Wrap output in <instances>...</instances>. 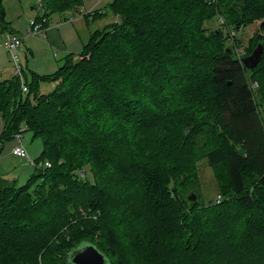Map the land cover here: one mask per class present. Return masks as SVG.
<instances>
[{
	"label": "trees",
	"instance_id": "1",
	"mask_svg": "<svg viewBox=\"0 0 264 264\" xmlns=\"http://www.w3.org/2000/svg\"><path fill=\"white\" fill-rule=\"evenodd\" d=\"M81 3L47 0L45 26L53 13L75 11ZM107 7L120 22L91 32L82 52L67 54L55 73L30 72L25 92L17 75L0 80V144L21 124L42 140L34 164L42 163L24 183L0 175V231L12 238L0 236V261L70 264L71 251L88 242L108 264H264L256 247L264 244V232L255 241L246 236L249 225L264 223V53L248 70L236 52L238 38L228 43L219 28L203 27L215 16L223 17L226 29L260 23L264 0H112ZM8 29L0 0L1 34ZM257 35L264 46L259 25ZM183 74L196 78L181 91ZM169 76L175 77L170 85ZM41 81L56 84L43 93ZM163 90L169 96L164 101ZM124 119L132 121L126 129ZM199 138L204 142L197 153ZM203 158L221 196L207 207L218 214L187 206L169 186L176 175L179 185L199 183L196 160ZM221 166L226 182L217 176ZM128 183L136 188L125 189ZM130 193L146 199L127 212ZM119 196L111 214L101 201ZM97 209L98 220L83 214ZM157 211L165 222L151 221ZM208 222L216 228L203 227ZM238 223L248 231L238 234ZM114 224L128 232L125 240Z\"/></svg>",
	"mask_w": 264,
	"mask_h": 264
},
{
	"label": "rangeland",
	"instance_id": "2",
	"mask_svg": "<svg viewBox=\"0 0 264 264\" xmlns=\"http://www.w3.org/2000/svg\"><path fill=\"white\" fill-rule=\"evenodd\" d=\"M111 1L112 0H82L81 5H79L76 9V11H81V12L65 11V12L53 13L50 16V20L48 21V23L58 25L57 22H58V20L61 19L59 21V22H61V23H59V25H64L61 32H62V34H64V38L68 44V51L63 52L59 49L50 47L49 52H47V47L45 45V43L47 41L44 39L45 33L42 32L41 34L33 35V34H30L28 32V29L30 28V20L33 19L37 15V10L34 6V0H28V2L26 0H22V2H21V0H3V6H4V10H5V20L7 22H10L9 29L13 28L12 33L19 34L23 39L22 40V48L18 51L20 62L21 63L25 62L23 54L25 53L24 50L26 49V47L33 51V55H30L26 60V63H27L26 78L27 79L25 77H23L24 81L25 80H27V82L30 81V72H34V73H36L38 75H42V76L55 73L56 70L58 69V66H60L64 63V59H65L67 54L72 53L73 56L76 58L77 55L82 52V50H83V43L82 42H84V41L86 42L91 33L90 34H88V32L83 33V35L81 36V39L84 38V41H82L80 39V37L78 36V34L76 33V29H77L76 27L82 28L83 30H86V27H88V26L92 27L93 29H95V28L96 29H103L109 23L120 22L119 16L114 15L112 10L107 7ZM31 7H33V8H31ZM129 9H131V7ZM70 15H73L75 17V20L73 22H69L66 20V18L69 17ZM64 17H65V19H64ZM44 18L47 20V17L45 16V14H44ZM93 19H94V21H92ZM38 21L40 22V20H38ZM78 22L81 23V25H79ZM224 22L225 21H224L223 17L215 16L214 18L210 19L209 21H206L205 23H203V27L208 28L209 30H215L216 28H219L226 35L228 43L229 42L231 43L233 38H234V42H236V38H238V45L239 46L237 47L236 52H237L239 58L241 56H244V55L246 56V55L250 54L252 52V49L256 46V44L259 41L258 40L259 37L257 35V28H258L259 23L256 22L252 26H241V27L236 28V29H234L231 26L232 29L231 28L226 29ZM91 32H93V31H91ZM0 33H1V31H0ZM2 42H3V40L1 39V36H0V69L3 68V72L6 73V76H4V77L6 78L9 76V73L12 70L13 63L11 62L8 53L6 52L4 47L2 46ZM174 74L175 73H173V75ZM192 75L183 74V76H184L183 80H182L183 86L181 87V91H183L187 87L193 86L192 80H193V78H196V77H193ZM173 78L175 79L174 76L167 77V79H166L167 84H169V85L172 84ZM55 84H56V82L41 81L39 83V91L43 92V93L49 92L55 87ZM141 85H144V84H141ZM169 89L170 88H168L167 90H169ZM167 90L166 91L163 90L160 92V96H161L163 101L167 100L169 97V96H166V95H168L166 93ZM144 91H145V87H144ZM177 92L178 91L176 90L175 94ZM173 95L174 94H171L170 96H173ZM126 99L129 101L128 96L124 97L123 101ZM155 108H156V110L157 109L159 110V107L157 105H155ZM152 120L153 119H150V121H152ZM131 122L132 121L130 119H124L123 120L124 129H126V127H130L131 126L130 124H132ZM4 124H5L4 119L2 117V114H0V135H1V132L3 130ZM20 127H26V126L24 124H21ZM218 140H216V143L218 142ZM203 142H204V138H199L197 145H195V147H194V148H196L197 153H200V146H201V143H203ZM19 143L20 142L17 138H12V139H7V140L3 141V143L0 144V175H2L4 178H7L9 180L15 178L16 184L24 183L26 181V179L32 173H34L35 166L40 167V165L42 163V162H39L38 164L35 165L34 163H30L27 158H22V157L14 155L12 153V149L15 145H17ZM21 143L25 146L27 153L29 155V158L31 160H35L38 157H40L41 151H42V140L39 137L34 138L33 133L30 130L23 131L22 137H21ZM232 145H233L232 143L227 141L228 149H232ZM110 152H113V151L110 150ZM120 153L123 154L124 152L121 151ZM113 158L115 159L116 155L114 153H111L110 159H113ZM196 168L198 170V173L197 172L196 173L199 177V183H198V181H196L192 186H187V185L185 186L183 184L179 185L176 178H181V177L176 175L175 179H173V178L171 179L169 186H176V188L178 189L179 198L183 199V201L185 202V204L187 206L190 204H193V205H195V207H197V209L206 210L207 212H213L215 214H218V211L210 210L207 207V204L210 200L215 199L214 200L215 203H219L221 201V199L219 202L216 201L217 195H219V194H217V190H218L217 181H216V178L214 176L213 169L211 168V166L208 165L205 158L196 160ZM104 170L107 172L110 171L109 166L108 167L105 166ZM104 170L102 171V173L105 172ZM189 170L191 171V168ZM80 172L85 173L83 170ZM120 174H121V170H119L118 175H120ZM188 174H189L191 179L196 178L194 172H189ZM86 175H87V173H85V176ZM183 176H184V174H183ZM217 176L219 177V180H221V182H226L224 167L221 166V167L217 168ZM114 180L116 181L117 179H114ZM117 181L120 183L119 180H117ZM126 181H127V179H126ZM129 187H130V189L136 188L135 186H131V184L128 183L125 186V189H129ZM225 191L227 193H229V188H226ZM125 192H127V191L125 190ZM119 193L120 192L118 191V194ZM121 193H123V191H121ZM190 195H194L195 198L190 199L189 198ZM99 197H97V198H99ZM97 198L96 197H90V199H97ZM110 199H112V197ZM121 199H122L121 196H119V199L114 201V202H112L113 199L112 200L108 199L107 201H105L103 199L101 201V203H103V205H105L107 208H111L109 210V212L111 214H114V208H115L114 206H118V207L120 206L119 204H116L115 202H119ZM143 199H146L145 196H143V194L142 195L141 194H134L133 195L132 193H130L129 196L125 197V199H124V201L125 200L129 201V203L127 204L126 211L128 212L129 208L133 207L134 205H136V202L142 201ZM113 203H115V204H113ZM161 208H162V206H161ZM123 209L125 210V208L122 206V210ZM191 209L194 210L195 208H191ZM191 209H189V211H191ZM124 210L122 212L125 214ZM100 213H101L100 209H97L96 211L87 210V211L83 212V214L85 216L86 215L91 216L93 218V219L91 218L93 221L96 220L97 218L99 219ZM253 214L254 215L257 214L256 217L262 216V212H258V211L257 212L254 211ZM150 215L152 218L151 221H153V222H157V221L158 222H165L166 221V220L164 221L161 219L162 216L160 215L159 211H157L155 213L152 212ZM168 218L171 219L170 216H168ZM181 220H183V219H181L179 217L177 218L178 223L179 222L181 223L182 222ZM34 221H35V219H33L31 222H34ZM214 223L215 222H211V223L208 222L203 227H207L206 228L207 230L208 229L213 230L216 228ZM260 224H257L254 222L251 226L249 225L251 231H249L250 233L248 235L246 234L248 240H251V241L254 240L255 241L259 236L262 235V233L264 232V226H263L264 223L262 222ZM236 226H237L238 234H239L240 229L248 231V228L245 226V224L238 223ZM114 227H115L116 231H118V233H120L119 235H117L118 238L120 240H123L121 238V236H122L121 233H122L124 236V240H125V235L127 236L128 232L124 228L122 229V231H120V226H117L115 224H114ZM207 230H205V231H207ZM1 233H2V231H0L1 237H4V234H6L5 231H3L2 234ZM258 233H259V236H257ZM22 237H24V236H22ZM86 237H88V236H86ZM24 238L27 239L26 237H24ZM24 238L17 237L15 239L18 240V242H21V240H23ZM89 238H91L93 241H96V242L99 241L98 235H93ZM4 239H12V238H11V236H7V237H4ZM192 243H193V241L189 242V245ZM127 245L129 246V242ZM256 247L258 249H260V251L264 255V244L257 242ZM250 251H253V250L251 249ZM248 253H249V250H248ZM40 255H41V253L39 254V256ZM260 256L262 257V254H260ZM263 258H264V256H263ZM107 259H108V257H107ZM3 260H6V259H3ZM6 262L0 261V264H5ZM55 264H59V262L55 261Z\"/></svg>",
	"mask_w": 264,
	"mask_h": 264
},
{
	"label": "built area",
	"instance_id": "3",
	"mask_svg": "<svg viewBox=\"0 0 264 264\" xmlns=\"http://www.w3.org/2000/svg\"><path fill=\"white\" fill-rule=\"evenodd\" d=\"M47 0H34V6L37 10V15L30 20V28L28 29V32L33 35L41 34L42 32H45V18H44V9L46 6ZM81 12V11H79ZM74 16L70 15L66 18L67 21L71 22L73 21ZM40 20V22L38 21ZM3 42L2 46L7 51L11 62L13 63V74L19 76L20 78V85H21V91L25 92L27 90L26 83L24 81L22 70L24 66L19 60L18 51L22 48V37L19 34H15L12 32H5L3 34ZM250 87L252 89L257 87V83L253 82ZM26 130V127H20L19 131L14 134V138H17L19 140V144L15 145L12 149V153L16 156L27 158L30 163H34V160H31L29 158V155L27 153V150L25 146L21 143V137L23 131ZM45 166H49V162H44ZM81 176H84L83 172H80ZM221 199L220 195H217L216 201L219 202Z\"/></svg>",
	"mask_w": 264,
	"mask_h": 264
},
{
	"label": "water",
	"instance_id": "4",
	"mask_svg": "<svg viewBox=\"0 0 264 264\" xmlns=\"http://www.w3.org/2000/svg\"><path fill=\"white\" fill-rule=\"evenodd\" d=\"M259 27L264 30V20L259 23ZM229 52H230V48ZM264 53V46L258 43L252 52L246 56L240 58L241 63L245 68H254ZM243 153V149L239 150ZM190 199H194V195L189 196ZM70 264H108L106 255L98 250L93 244L84 242L81 243L76 249L71 251L69 255Z\"/></svg>",
	"mask_w": 264,
	"mask_h": 264
},
{
	"label": "crops",
	"instance_id": "5",
	"mask_svg": "<svg viewBox=\"0 0 264 264\" xmlns=\"http://www.w3.org/2000/svg\"><path fill=\"white\" fill-rule=\"evenodd\" d=\"M26 1L28 2V0H26ZM21 2H22V0H21ZM31 8H33V7H31ZM73 12H79V11H76L75 10ZM64 19H65V17H64ZM94 19L92 21H94ZM49 20H50V17H49ZM60 20H58V22H57L58 25L49 24L48 22L46 24V27H45L46 30L44 32L45 33L44 39L47 41V42L45 41L46 42L45 45L47 47V52H49L50 47L51 48L53 47V48L59 49V50H61L63 52L64 51H68V44H67V42H66V40L64 38V34H62V32H61V30L64 27V25H59V23H61V22H59ZM74 20H75V17H74L73 21ZM73 21H71V22H73ZM9 24H10V22H9ZM78 24L81 25V23H79V22H78ZM76 28H77L76 29V33L78 34V36L80 37V39H81V36L83 35V33L88 32V34H90L91 31H94L96 29V28L93 29L92 27H89V26L86 27V30H83L82 28H79V27H76ZM8 31L13 32V28L12 29H8ZM0 36H1V39H3V34H1ZM81 40L84 41V38H82ZM82 43L84 44L85 41L82 42ZM24 51H25V53L23 54V57H24L25 62L22 63V65L25 67V66H27L26 60H27V58L30 55H33V51L30 50V49H28L27 47H26V49ZM11 75H13V67H12V70L9 73V76L8 77H10ZM4 76H6V73L3 72V68H1L0 69V80L1 79H4L5 78Z\"/></svg>",
	"mask_w": 264,
	"mask_h": 264
}]
</instances>
